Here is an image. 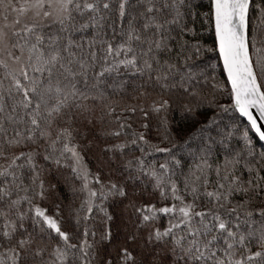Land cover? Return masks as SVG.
Listing matches in <instances>:
<instances>
[{
  "label": "snow or ice",
  "instance_id": "obj_1",
  "mask_svg": "<svg viewBox=\"0 0 264 264\" xmlns=\"http://www.w3.org/2000/svg\"><path fill=\"white\" fill-rule=\"evenodd\" d=\"M201 7L0 0V264H264V0Z\"/></svg>",
  "mask_w": 264,
  "mask_h": 264
},
{
  "label": "trees",
  "instance_id": "obj_2",
  "mask_svg": "<svg viewBox=\"0 0 264 264\" xmlns=\"http://www.w3.org/2000/svg\"><path fill=\"white\" fill-rule=\"evenodd\" d=\"M197 2L198 3H201V5H202V7H201V12H203V11H207V9H208V0H197ZM206 39H207V42L209 43V44H211L212 42H213V37H212V35L211 34H208L207 36H206ZM215 55H218V53L217 54H215ZM213 62L215 63L216 61H215V59H213ZM222 65V64H221ZM195 125H188L187 126V128H188V130H190V131H194L195 130Z\"/></svg>",
  "mask_w": 264,
  "mask_h": 264
},
{
  "label": "water",
  "instance_id": "obj_3",
  "mask_svg": "<svg viewBox=\"0 0 264 264\" xmlns=\"http://www.w3.org/2000/svg\"><path fill=\"white\" fill-rule=\"evenodd\" d=\"M221 64H222V62H221Z\"/></svg>",
  "mask_w": 264,
  "mask_h": 264
}]
</instances>
